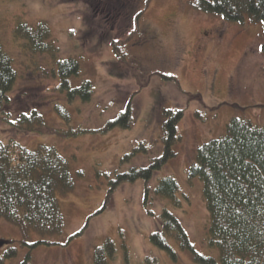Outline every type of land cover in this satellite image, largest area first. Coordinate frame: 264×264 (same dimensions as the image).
<instances>
[{"label":"rangeland","instance_id":"374dc122","mask_svg":"<svg viewBox=\"0 0 264 264\" xmlns=\"http://www.w3.org/2000/svg\"><path fill=\"white\" fill-rule=\"evenodd\" d=\"M96 1L0 0L1 40L18 72L12 118L37 107L49 126L42 133L17 131L0 119L1 134L17 137L29 148L41 142L55 145L75 175L74 190L58 194L65 216L61 233L43 238L0 218V253L10 247L17 251L4 264L28 257V264H199L173 239L176 257L151 241V234L161 229L164 207L178 215L198 252L219 261V250L207 242L203 183L189 180L187 172L198 147L224 135L233 117L264 125V24L226 21L200 11L195 0H125L136 5L135 11L145 10L137 36L128 42L136 29L135 13L128 15L126 6L116 18L101 14V0ZM41 21L50 27L55 56L32 55L14 36L19 23ZM112 39L127 41L123 57L115 55ZM59 58L79 62L72 87L90 81L91 99L69 102L58 90L52 67ZM128 102L132 125L103 131ZM59 103L71 112L70 121L56 112ZM174 108L184 110L180 138L172 147L175 155L149 180L120 183V174L163 156L168 137L164 112ZM78 128L87 130L75 134ZM165 176L179 182L183 207L156 194ZM41 239L49 242L33 245Z\"/></svg>","mask_w":264,"mask_h":264},{"label":"trees","instance_id":"16d2710c","mask_svg":"<svg viewBox=\"0 0 264 264\" xmlns=\"http://www.w3.org/2000/svg\"><path fill=\"white\" fill-rule=\"evenodd\" d=\"M124 1L101 0L98 10L101 14L116 18L121 14L119 8L126 9L130 5ZM195 6L226 21L248 20L264 24V0H195ZM127 9L128 15L135 13L133 22L136 25L129 35V42L137 36L145 10L140 8L135 11L136 5ZM50 31L44 21L35 26L19 23L14 36L23 41L25 49L32 55L42 53L55 56L57 47L52 42ZM124 43L127 41L111 40L113 51L119 58L125 55ZM56 63L52 69L59 80L58 90L67 96V100L91 99L93 90L90 81L85 80L72 87L71 78L80 74L79 62L73 58H59ZM17 78L13 57L5 51L0 35V119L17 131L28 128L27 131L42 133V129L49 126L44 113L37 107L30 113H16L18 118H12L11 92ZM55 107L59 115L67 121L71 120V112L64 104L59 103ZM131 112V102H128L125 111L110 121L103 131L130 127ZM164 115L168 137L165 139L163 156L154 164L120 174V183L135 182L141 178L149 180L163 162L175 155L172 147L180 138L178 124L184 110L169 109ZM86 130L78 128L75 134ZM187 175L189 180L199 178L203 183V198L209 213L207 242L209 248L219 250V261L211 254L196 250L181 219L167 207L161 212V229L151 234V241L176 257V247L170 241L173 239L183 250L189 251L199 264H264V125L254 124L243 117H233L224 135L198 147L196 159ZM74 188L75 175L70 161L55 145L41 142L29 148L17 137L4 138L0 131V218L18 225L25 233L34 230L41 237L61 233L65 227V216L58 194H67ZM179 191V182L173 176L163 177L155 188L160 198L177 209L184 206L178 196ZM108 199L104 208L108 205ZM43 242L49 241L41 239L33 245ZM16 255V249L10 247L3 254L0 253V264ZM28 258L19 264H28Z\"/></svg>","mask_w":264,"mask_h":264}]
</instances>
